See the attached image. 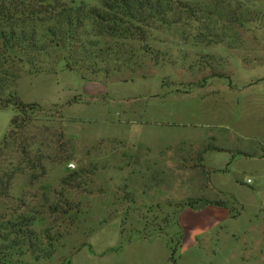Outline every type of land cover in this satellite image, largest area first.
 Returning <instances> with one entry per match:
<instances>
[{"label": "rangeland", "instance_id": "374dc122", "mask_svg": "<svg viewBox=\"0 0 264 264\" xmlns=\"http://www.w3.org/2000/svg\"><path fill=\"white\" fill-rule=\"evenodd\" d=\"M55 1L41 6L40 0H29L44 9L71 4ZM74 1L85 6L76 41L89 46L28 51L34 63L15 60L11 69L5 67L16 79L21 100L37 106L27 114L30 157L14 138L0 155L2 170L18 168L8 196L0 197V225L34 219L3 243L12 247L5 251V264H129L123 248L139 235L165 230L169 245H177L181 233L175 215L188 197L219 200L220 191L225 202L232 199L226 192L249 203L252 195L243 188L236 191L234 181L251 179V187L261 184L264 200V176L257 179L254 171L238 166L214 175L206 195L200 191L204 186L192 182L164 187L165 197L156 193L137 201L125 181L114 185L107 180L128 179L132 169L127 164L145 173L149 144L144 133L159 129L148 117L153 108L147 102L154 97L166 96L165 112L174 118L169 128H160L171 139L172 179L176 172L186 181L200 177L204 169L197 159L207 146L226 148L231 155L264 154V0H134L135 17L116 0ZM64 20L67 16L43 10L35 18L37 36L48 40L45 30L67 26ZM15 114L13 107L0 110V147ZM109 128L115 132L104 135ZM228 153L212 152L208 161L225 169ZM254 213L249 207L229 223L216 251L180 250L178 263L264 264V246H257L263 236L247 233L250 221L258 223ZM246 236L255 244L251 257ZM157 261L167 264L165 258Z\"/></svg>", "mask_w": 264, "mask_h": 264}, {"label": "crops", "instance_id": "0c3cea01", "mask_svg": "<svg viewBox=\"0 0 264 264\" xmlns=\"http://www.w3.org/2000/svg\"><path fill=\"white\" fill-rule=\"evenodd\" d=\"M147 103L149 107L153 108V112L149 113L148 115L149 122L152 127H156L159 129L147 131L144 133L145 139H147V143L149 144V147L146 149L145 153L148 160V167L146 168L145 173L134 172V169L132 168L133 165L127 164V167L129 169H132L131 173L128 175V179L123 180L122 177L115 178V181L112 177L107 179L111 184L114 185L121 184L122 181H125V185H127L130 193L133 195L136 194V196H138V199H136L137 201H139L141 198L143 199V197H154V194L156 195V193L159 194V197H165V195L162 194L165 193L164 187H167L168 189L170 185H175L176 187L188 186L192 182H195L197 187L204 186L205 188L201 189L200 191H202L201 193L205 191L206 195L212 190V177L214 175L222 172L227 173V171L229 172L237 166L238 168H243L244 171H254L257 179H260V177L264 176V154L251 156L246 152L240 151L239 153H237L238 156H235L237 154L231 155L227 152L226 148L218 146H207L202 149L201 156H199L197 159L202 161V167H200V169H204V173L200 177H197L195 181H186V177H184L182 173L176 172V176L172 179L170 173V161L172 158L171 139H169V135L162 129H165L164 127L169 128L172 124H174L172 123L174 118H172L170 113L165 112V109H167L166 96H162V99L161 97H154ZM155 108L157 109L156 111ZM131 124L132 123H130V125ZM161 127L162 129H160ZM107 130L108 131H104L103 133L106 136L115 132L113 128H109ZM211 137H213V135ZM98 140L100 141L103 139L99 136ZM201 144L202 142L199 143V145ZM196 149L199 150V148ZM215 151L229 154L228 159L224 162L226 164L225 169L217 168V166H214L213 162L208 161V156ZM123 155L125 154L123 153ZM174 166L177 167V165ZM180 170L181 169L179 168V171ZM249 180L251 181L250 183L242 182V184H240L238 181H234V186H236L237 188L236 191H238V189L240 188H243L252 195V201L249 203L240 196H237L235 194L233 196L232 193L225 192L226 197L228 195H231L232 199H228L226 205L224 206L210 203L202 204L195 208L189 206H181V208H179L175 216L177 226L180 229L179 233H181V235L180 245L179 247H177L175 259L177 257V252L185 249L189 251L201 252L203 250L205 251L207 247H210L211 249H214L216 251L218 249L217 244L219 243L218 241L221 232L225 230L229 223L234 222L235 220L242 217V215L247 212V209L249 207L253 208L255 212L253 216L258 219V223L255 224V221H250V227L248 228L247 233L248 235H262L263 238H260L258 240L257 246H264V218L260 220V218L258 217L259 215L264 213V200L263 196L261 195V184L256 183L254 185L255 187H251L252 180L248 179L247 181ZM143 186L147 188H140ZM150 186H159L162 189H153L154 191H152V193H149L148 188ZM216 195L219 200L224 201V199L221 197L223 194L220 191H217ZM188 198L192 199L191 197ZM205 198L211 201H216L214 200L215 198H209L207 196H205ZM159 199L161 200V198ZM165 233L166 231L164 230L160 235H154L151 237H143L139 235L136 240H131L130 242H128L123 248V251L125 252L127 257H129L127 259L129 264H156L157 262H159L157 261V259L159 258H165L167 264H174L171 260L172 245H169V243L167 242L168 237H165ZM163 237L166 240L164 241V244H161L160 242L161 240H163ZM234 237L236 236L234 235ZM246 241L247 256L251 257L253 248L255 246L253 237L248 238V236H246ZM155 242L159 243L155 244ZM212 244H215V248L212 247ZM252 244H254L253 247ZM61 264H66V262ZM68 264H73V261L68 262ZM175 264H179L177 259L175 260Z\"/></svg>", "mask_w": 264, "mask_h": 264}, {"label": "trees", "instance_id": "16d2710c", "mask_svg": "<svg viewBox=\"0 0 264 264\" xmlns=\"http://www.w3.org/2000/svg\"><path fill=\"white\" fill-rule=\"evenodd\" d=\"M47 0H40L41 6H44ZM69 1V0H68ZM118 7H121L132 17H135L136 5H131L134 0H116ZM71 4L54 5L53 8L46 7L44 9L35 8L31 5L29 0H0V110L13 107L15 110V116L11 121L10 130L5 136L3 143L0 147V155L9 148L11 141L16 139L21 146L22 153L30 157V144L28 143L27 136L25 132L27 127L30 125V117H28L29 109H34L36 105L25 104L20 97L19 90L16 88V79L10 74V70L5 68L15 62V60H27L34 63L33 56L30 57L28 51H38L39 53H44L49 47H70V49L83 48L89 46V43H85L83 46L82 41H76V31L82 27L84 21L82 19V14L84 10V5L81 3H76L74 0H70ZM60 2L56 0L54 4H59ZM140 5L143 3L140 1ZM155 8H160V3H154ZM115 6V5H114ZM60 11H58V9ZM113 5L111 6V8ZM114 8V7H113ZM55 12L59 16H67V20H64L67 26H62L61 24L57 26H50L45 31L46 38L48 40L42 42L37 36V28L35 26V18L38 17L40 13L44 11ZM72 11L75 17H71L69 12ZM96 12V11H94ZM118 14V13H117ZM70 16V17H68ZM96 16L101 19H105L102 13H96ZM112 20V19H111ZM118 20V19H117ZM115 18V22H118ZM120 20V19H119ZM81 42V44H80ZM95 44H91L90 47H94ZM81 50V49H80ZM42 53V54H43ZM25 54V56L23 55ZM37 107V106H36ZM28 117V119H27ZM18 168L13 171L2 170L0 167V197L8 196V192L11 189L12 181L17 174ZM216 204L220 206L226 205L223 200L211 201L206 198L202 199H188V201L183 205L192 208L198 207L202 204ZM34 224L33 218L20 217L19 219H14L13 221L8 220L6 223L0 225V264H5V251L11 248L4 246V242L12 240L11 236L19 234L24 228L32 226ZM30 236H34L33 232H30ZM180 241L176 246L171 247V260L175 264V255L177 247H179ZM16 246V245H15ZM14 247V246H13ZM14 249V248H13Z\"/></svg>", "mask_w": 264, "mask_h": 264}, {"label": "built area", "instance_id": "2783aa9c", "mask_svg": "<svg viewBox=\"0 0 264 264\" xmlns=\"http://www.w3.org/2000/svg\"><path fill=\"white\" fill-rule=\"evenodd\" d=\"M70 167H71L72 169H75L76 166H75V164H70ZM250 182H251V181L249 180L248 183H250Z\"/></svg>", "mask_w": 264, "mask_h": 264}]
</instances>
